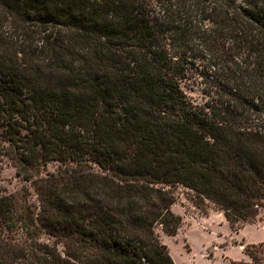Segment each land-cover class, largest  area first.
I'll return each instance as SVG.
<instances>
[{
  "label": "trees",
  "instance_id": "1",
  "mask_svg": "<svg viewBox=\"0 0 264 264\" xmlns=\"http://www.w3.org/2000/svg\"><path fill=\"white\" fill-rule=\"evenodd\" d=\"M4 157L36 199L0 195V264H176L159 231L179 185L253 223L264 0H0ZM247 252L230 264H264V242Z\"/></svg>",
  "mask_w": 264,
  "mask_h": 264
},
{
  "label": "rangeland",
  "instance_id": "2",
  "mask_svg": "<svg viewBox=\"0 0 264 264\" xmlns=\"http://www.w3.org/2000/svg\"><path fill=\"white\" fill-rule=\"evenodd\" d=\"M184 89L198 102L206 99L198 78L189 81ZM56 166V163H50L47 168L54 171ZM25 185L31 187V198L35 200L31 182L18 175L13 161L4 157L0 161V195H19ZM175 191L173 210L181 215L182 223L174 235L159 232L176 264H230L232 260H251L247 250L264 242V210L253 223L234 228L214 204L198 201L192 189L179 185ZM58 247L64 250L63 244Z\"/></svg>",
  "mask_w": 264,
  "mask_h": 264
},
{
  "label": "crops",
  "instance_id": "3",
  "mask_svg": "<svg viewBox=\"0 0 264 264\" xmlns=\"http://www.w3.org/2000/svg\"><path fill=\"white\" fill-rule=\"evenodd\" d=\"M243 254V256H245L246 254H244V253H242ZM243 256H241V257H243Z\"/></svg>",
  "mask_w": 264,
  "mask_h": 264
}]
</instances>
